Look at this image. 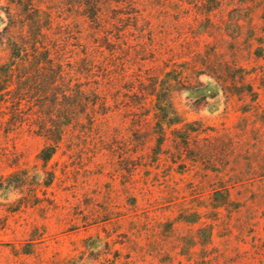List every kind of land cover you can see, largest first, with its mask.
<instances>
[{
	"label": "rangeland",
	"instance_id": "1",
	"mask_svg": "<svg viewBox=\"0 0 264 264\" xmlns=\"http://www.w3.org/2000/svg\"><path fill=\"white\" fill-rule=\"evenodd\" d=\"M212 20L213 28L205 17L194 25L202 34L210 28L200 42L186 26L171 43L179 52L191 47L189 61L196 50L208 57L218 48L254 93L240 84L227 93L190 72L192 85L174 94L185 130L198 129L188 146L185 130L168 131L160 155L157 137L141 152V112L125 107L104 126L106 140L78 139L71 129L44 164L42 138L0 125V175L29 173L24 189L1 202L17 207L36 185L41 200L9 214L0 242H23L36 226L44 233L38 255L16 258L2 248L0 264H264V0H221Z\"/></svg>",
	"mask_w": 264,
	"mask_h": 264
},
{
	"label": "trees",
	"instance_id": "2",
	"mask_svg": "<svg viewBox=\"0 0 264 264\" xmlns=\"http://www.w3.org/2000/svg\"><path fill=\"white\" fill-rule=\"evenodd\" d=\"M184 2L0 0V125L9 135L27 131L42 138L38 159L48 164L71 129L78 139L98 135L104 141L110 135L104 126L113 113L127 107L141 112V152L157 137L155 154L160 155L168 131L181 134L189 126L174 94L192 85L190 72L210 76L227 93L240 84L253 94L248 76L232 75L233 64L219 59L218 48L214 58L196 50L189 61L183 53L191 47L181 44L179 52L171 43L175 34L181 40L187 27L200 42L210 34L212 15L221 8V0H193V14ZM190 17L196 23H189ZM201 17L210 24L204 34L192 30ZM197 131H184L185 145ZM179 159L184 160L182 154ZM28 180L24 170L0 175V233L10 229L9 214L39 205V185L17 207L1 202L24 189ZM34 231L23 242H0V249H10L16 258L38 255L44 233L37 226Z\"/></svg>",
	"mask_w": 264,
	"mask_h": 264
}]
</instances>
